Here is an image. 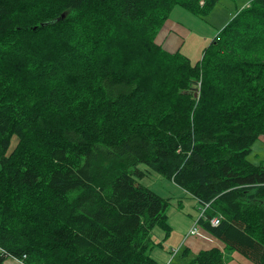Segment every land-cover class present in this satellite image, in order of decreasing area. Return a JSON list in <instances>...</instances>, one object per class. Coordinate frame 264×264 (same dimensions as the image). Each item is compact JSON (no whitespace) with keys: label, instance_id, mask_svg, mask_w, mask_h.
Returning <instances> with one entry per match:
<instances>
[{"label":"trees","instance_id":"16d2710c","mask_svg":"<svg viewBox=\"0 0 264 264\" xmlns=\"http://www.w3.org/2000/svg\"><path fill=\"white\" fill-rule=\"evenodd\" d=\"M220 1L0 0V264H157L169 200L137 184L142 162L210 203L199 224L222 247L185 248V264L230 247L264 264V165L247 158L264 135V0L195 64L158 41L177 6Z\"/></svg>","mask_w":264,"mask_h":264},{"label":"rangeland","instance_id":"374dc122","mask_svg":"<svg viewBox=\"0 0 264 264\" xmlns=\"http://www.w3.org/2000/svg\"><path fill=\"white\" fill-rule=\"evenodd\" d=\"M246 4L247 0H221L216 3L214 7H211L212 9L206 16L194 15L182 7L177 6L170 16V19H172L175 24L172 25L171 29L168 26L170 31L165 35L171 37V40L169 41L167 38L164 39V36L161 34L163 29L159 33L160 35H158V41L162 43L165 48L169 49L168 46H171L176 38L179 39L180 42L177 46H179L180 52L195 64L202 58L205 48L211 43L212 39L224 28L234 14ZM177 24L183 28H178ZM18 141V135H14L9 153L16 147ZM247 158L254 164L264 165V135L255 141ZM137 168L144 172V174L141 175L134 174L137 184L147 187L169 200L166 213L169 221L168 223L172 226V232L170 236L166 238L161 228L158 227L155 229L154 235L157 240L159 238V242L157 241L158 244L156 248L153 249L152 255L157 262L161 261V264H166L167 262L164 260L167 258L168 261L172 258V264H179L178 260H175L179 254L174 255V249H177V247L174 246V248H172L170 241L176 239L181 233L184 235V233H186L185 231L199 220V216L202 212V203L199 199L190 195L189 192L176 184L177 182L172 178L157 172L149 164L142 162L138 164ZM188 243L189 242L180 248L181 254ZM192 253L191 250V255ZM189 258H185V260H189ZM180 261L182 264H185L183 258H181ZM7 264L20 263L9 257L7 259ZM225 264L256 263L253 262L248 255L246 256V254L239 250L230 247L227 248L225 253Z\"/></svg>","mask_w":264,"mask_h":264},{"label":"crops","instance_id":"0c3cea01","mask_svg":"<svg viewBox=\"0 0 264 264\" xmlns=\"http://www.w3.org/2000/svg\"><path fill=\"white\" fill-rule=\"evenodd\" d=\"M174 24H175L174 21L172 19H169V21L167 23V27H165L161 33L162 36H164V39L167 38V39H169V41L171 40V37H167L165 35L168 33V31H170L172 25H174ZM168 26L170 29L168 28ZM177 27L183 28L179 24H177ZM179 42H180V40L176 38L174 40V43L171 44V46H168L169 49H171L173 51L179 49V46H177L179 44ZM190 228L187 231H185L186 232V233H184L185 236L183 235V233H181V235H179L176 239H173L172 241H170V245H172V248H174V246L177 248H180V247L182 248V246H184L185 244H187V242H189L188 245L185 246V248H190V251L192 250V252H193L192 255H193L194 253L196 254L200 250L205 249V247L206 248L212 247V246L222 247L221 243H219V241L217 239H214L213 237L208 235L207 232L205 233V231H201V236L200 235H198V236L192 235V236L187 237V234H188ZM158 240H159V238H158ZM181 258H183V256L180 253L177 256V259H175V260H178L179 264H182V262L180 261ZM164 261L168 262V258L165 259ZM160 262L158 261L157 264H161Z\"/></svg>","mask_w":264,"mask_h":264},{"label":"built area","instance_id":"2783aa9c","mask_svg":"<svg viewBox=\"0 0 264 264\" xmlns=\"http://www.w3.org/2000/svg\"><path fill=\"white\" fill-rule=\"evenodd\" d=\"M209 206H210V203H206L205 206L202 207V212H201V215L199 216V220H200V218L205 217L207 207H209ZM221 219H222V216L217 215V216H215V217H213L211 219V222H212L213 225H218V224L221 223ZM199 220L194 225H192V227L190 228V230H189V232L187 234V237L192 236V235L193 236L201 235V229L202 228H201V226L199 224ZM179 250H180V248L175 249L174 255L175 254H178ZM13 259H15L16 261H18L20 264H26L25 261H24V259H18V258H13ZM171 260H172V258H171Z\"/></svg>","mask_w":264,"mask_h":264},{"label":"bare ground","instance_id":"6f19581e","mask_svg":"<svg viewBox=\"0 0 264 264\" xmlns=\"http://www.w3.org/2000/svg\"><path fill=\"white\" fill-rule=\"evenodd\" d=\"M175 250V249H174Z\"/></svg>","mask_w":264,"mask_h":264}]
</instances>
